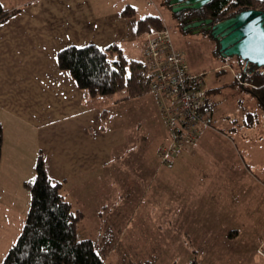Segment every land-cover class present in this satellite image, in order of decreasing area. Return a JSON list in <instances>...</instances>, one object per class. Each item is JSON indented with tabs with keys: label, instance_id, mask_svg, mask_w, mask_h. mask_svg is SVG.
Here are the masks:
<instances>
[{
	"label": "crops",
	"instance_id": "0c3cea01",
	"mask_svg": "<svg viewBox=\"0 0 264 264\" xmlns=\"http://www.w3.org/2000/svg\"><path fill=\"white\" fill-rule=\"evenodd\" d=\"M136 1L0 0L4 12L18 11L0 24V122L4 133L0 161V257L12 246L25 222L30 194L23 183L34 175L38 152L43 154L47 176L62 181L61 194L70 208L81 214L77 234L105 247V261L113 249L112 240L123 242L130 230L131 219L124 213V202L134 200V213L138 214L143 210L144 198L157 202L162 190L150 193V189L159 177L165 199L158 200L162 205L152 208L166 215L165 223L173 229L184 230L188 225L185 214L190 215L191 211L186 198L172 201L173 185L181 195L200 193L208 186L216 185L215 190L226 186L231 210L236 186L229 183L230 167L220 161L219 166L226 170L219 171L214 158H207L203 150L211 126L201 128L191 150L164 161L160 147L166 143V126L159 105L150 94L112 105L102 98L92 99L57 64L59 50L87 44L102 49L117 44L127 57L143 60L144 41L137 33V22L154 13L138 15L133 4ZM129 5L134 12L125 17L122 10ZM103 108L107 109L108 120L101 130ZM211 120L212 113L210 123ZM184 162L192 163L191 182L165 171ZM240 164L249 174L241 158ZM120 165L131 174L126 182L121 174L114 173ZM261 183L258 180L257 187ZM238 188L244 189L246 184L241 182ZM205 198L215 202L218 195ZM155 210L149 214L156 217ZM194 214L205 224L219 222L217 215L201 211ZM263 228L264 223L252 249ZM230 231L226 234L227 246L234 243L232 237L239 235L237 229Z\"/></svg>",
	"mask_w": 264,
	"mask_h": 264
},
{
	"label": "rangeland",
	"instance_id": "374dc122",
	"mask_svg": "<svg viewBox=\"0 0 264 264\" xmlns=\"http://www.w3.org/2000/svg\"><path fill=\"white\" fill-rule=\"evenodd\" d=\"M133 4L137 7L138 15L154 13L161 16L164 26L169 31L172 46L182 53L187 69L194 74H202L205 88L210 91L207 102L212 110L210 123L212 129L207 135L203 150L208 154L207 158L210 159V156L214 158L213 163H217L219 171L226 170L225 166H219L220 161L225 165L228 163L227 167L230 169L227 175L231 181L229 183L236 186L234 191L236 200L230 210L227 204L226 186L219 190H215L216 185L214 188L208 186L200 193L181 195L173 189L176 187L173 185L170 195L172 201L186 198L191 209L190 215L184 213L186 215L184 220L188 222L185 229H173L165 223L166 215L152 208L155 205H162L163 203H159L158 200L165 199L163 182L159 177L150 189V193L155 189L162 190L157 202L152 198L145 201L144 198L141 204L143 210L139 214L134 213V200L124 202V213L131 219L128 227L130 230L123 242L117 244L112 240L113 249L105 262L107 264H145L147 261H153L152 264H264V258L252 249L260 226L264 223V115L250 92L243 90L238 83H234L236 80L234 75L241 71L237 57L224 59L221 54L219 55L218 47L213 44L215 41L205 33H185L161 0H137ZM142 39L145 42L143 35ZM101 98L105 102L108 101L107 98ZM174 156L177 155L170 157ZM240 158L243 159L249 174L241 167ZM199 162L204 163L201 160ZM191 164L186 162L175 164L173 168H166L165 171H172L182 181L191 182L194 178ZM114 173L121 174L123 182L132 178L129 169L121 165ZM258 180L262 182L259 187L256 185ZM241 182L246 184V188H238ZM134 189L137 190L135 186ZM210 195H218V199L215 202L207 201L205 197ZM150 210H155L156 217L152 213L149 214ZM198 211L219 216V222L217 225L203 223L194 214ZM232 229H237L239 235L237 238L232 237L235 238L234 245L227 246L226 234ZM117 234L115 233V238ZM229 238L232 239L231 236ZM3 253L1 252L0 263L5 257ZM107 253L108 250L105 254Z\"/></svg>",
	"mask_w": 264,
	"mask_h": 264
},
{
	"label": "trees",
	"instance_id": "16d2710c",
	"mask_svg": "<svg viewBox=\"0 0 264 264\" xmlns=\"http://www.w3.org/2000/svg\"><path fill=\"white\" fill-rule=\"evenodd\" d=\"M247 9L264 11V0H211L200 12L205 18L219 22ZM16 12H4L0 3V24ZM133 12L134 8L129 5L122 10V15L130 17ZM137 28L138 35L142 36L147 31L163 30L165 26L160 16L152 14L139 19ZM237 60L241 71L234 75V83L250 92L264 115V67L259 69L251 65L252 68L244 69V61L238 57ZM56 61L88 96L92 99L107 98L111 105L144 97L152 81L145 62L127 57L117 44L104 49L94 44L67 46L57 52ZM209 92L207 90V95ZM205 109L209 113L212 111L208 102ZM100 118L102 130L108 120L106 108L101 109ZM3 134L0 122V161ZM37 154L34 175L23 183L31 199L25 222L0 264H107V249L96 240L81 238L77 234L81 214L70 208L61 194L62 181L47 176L43 154Z\"/></svg>",
	"mask_w": 264,
	"mask_h": 264
},
{
	"label": "built area",
	"instance_id": "2783aa9c",
	"mask_svg": "<svg viewBox=\"0 0 264 264\" xmlns=\"http://www.w3.org/2000/svg\"><path fill=\"white\" fill-rule=\"evenodd\" d=\"M143 61L152 74L150 94L159 105L166 126V143L160 147V157L191 150L202 127H210L211 113L205 109L207 89L202 74L187 69L182 53L173 48L169 31L154 30L143 34ZM255 251L264 258V228Z\"/></svg>",
	"mask_w": 264,
	"mask_h": 264
},
{
	"label": "water",
	"instance_id": "95a60500",
	"mask_svg": "<svg viewBox=\"0 0 264 264\" xmlns=\"http://www.w3.org/2000/svg\"><path fill=\"white\" fill-rule=\"evenodd\" d=\"M211 0H170L171 13L197 10ZM204 28L209 25L211 35L218 42L219 53L224 58L238 57L244 64L264 67V11L241 10L230 18L214 22L211 18L191 24ZM195 31L194 33H197Z\"/></svg>",
	"mask_w": 264,
	"mask_h": 264
},
{
	"label": "flooded vegetation",
	"instance_id": "af4514ba",
	"mask_svg": "<svg viewBox=\"0 0 264 264\" xmlns=\"http://www.w3.org/2000/svg\"><path fill=\"white\" fill-rule=\"evenodd\" d=\"M161 1H162V4L165 5V8L167 9V11L170 13V15L173 17V19H175L177 24L179 26H181L182 30L185 31V33L186 32H188V33L189 32L190 33L193 32L194 33L195 31L198 30V33L199 32L200 33H205L206 35L211 36V38L215 41V42H213V44H215L218 47V53H219L218 42L211 35V30L209 28H207V27H209V25L204 27V28L201 27L202 25L197 26V27H194V26L191 25L193 22H197L199 20L208 19V18L204 17V14L202 12H200L201 8L197 9V10H185V11H181V12H175L174 14H172L171 11H170L172 7L169 6V4H168V2L170 0H161ZM194 12H196V13H194ZM213 23H214V21H213ZM219 55H220V53H219ZM224 59H228V58H224ZM244 67L245 68H252L250 64H247Z\"/></svg>",
	"mask_w": 264,
	"mask_h": 264
}]
</instances>
